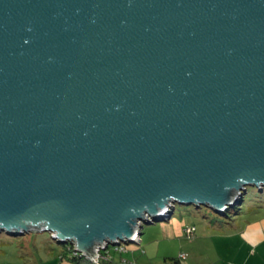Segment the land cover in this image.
<instances>
[{"label":"water","instance_id":"95a60500","mask_svg":"<svg viewBox=\"0 0 264 264\" xmlns=\"http://www.w3.org/2000/svg\"><path fill=\"white\" fill-rule=\"evenodd\" d=\"M247 187L264 190V0H0V232L94 258Z\"/></svg>","mask_w":264,"mask_h":264},{"label":"rangeland","instance_id":"374dc122","mask_svg":"<svg viewBox=\"0 0 264 264\" xmlns=\"http://www.w3.org/2000/svg\"><path fill=\"white\" fill-rule=\"evenodd\" d=\"M171 213L168 221L143 224L139 231L140 245L123 244L128 251L121 255L123 260L133 264H165L186 254L185 264H212L216 260L228 264L230 257V262L240 264L234 254L243 252L241 246L245 242L241 232L256 216L257 220L264 219V190L260 193L256 187H247L242 204L228 213L230 218L195 205L175 204ZM191 227H195L196 233L188 238L184 231ZM228 232L234 236L227 237ZM114 249L109 247L112 253ZM62 252L63 245L49 233L10 236L0 232V264H60ZM115 262L124 264L117 259ZM62 264L67 262L64 260Z\"/></svg>","mask_w":264,"mask_h":264},{"label":"crops","instance_id":"0c3cea01","mask_svg":"<svg viewBox=\"0 0 264 264\" xmlns=\"http://www.w3.org/2000/svg\"><path fill=\"white\" fill-rule=\"evenodd\" d=\"M257 217L258 216L254 218L255 219L254 221L252 220L249 223H247L248 224L247 227L243 230V232H241L242 234L241 237H243L245 242L241 246L243 252H237L234 254L235 259L237 258L240 264H264V219L257 220ZM228 233L229 234H225L227 237L234 236L233 233L231 232ZM120 258H122L120 255H116L114 257L115 260L116 259L119 260ZM230 260L231 257L227 261L228 264H233V262H230ZM122 261L123 258L121 259V263ZM220 262H221L220 260H216V263H212V264H219Z\"/></svg>","mask_w":264,"mask_h":264},{"label":"trees","instance_id":"16d2710c","mask_svg":"<svg viewBox=\"0 0 264 264\" xmlns=\"http://www.w3.org/2000/svg\"><path fill=\"white\" fill-rule=\"evenodd\" d=\"M262 192H263V190H262ZM262 192H260V193H262ZM242 202H243V196H242V199L239 201V204L235 205V206H233L231 208L236 209L237 207H239L242 204ZM231 208L226 210L224 212V214H222L221 216H223L224 218H230L228 213L230 212ZM249 208H253V207H249ZM191 228L195 229V227H191ZM193 236H195V230H194V232L192 234V237ZM140 242H139V244H136V245H140ZM128 244H131V243H128ZM124 245H127V244H124ZM109 247L106 248V250H104L103 252H101V256H102L103 259H100L98 264H117L115 262L114 257L116 255H120L121 256L122 254L127 253V249H126L125 246H123L124 247V251L121 252V251H117V250L114 249L113 253L109 251ZM121 259L122 258L119 259V262H121ZM59 260H60V264H62V262L64 260L67 262V264H94L88 258L82 257L80 255H75L74 252H73L72 246L69 245V244H64L63 245V252L59 255ZM184 262H185V260L182 261L179 258H177L175 260L171 259V262H168V263L165 262V264H184ZM122 263H124V264H133V263L125 261V260H123Z\"/></svg>","mask_w":264,"mask_h":264},{"label":"built area","instance_id":"2783aa9c","mask_svg":"<svg viewBox=\"0 0 264 264\" xmlns=\"http://www.w3.org/2000/svg\"><path fill=\"white\" fill-rule=\"evenodd\" d=\"M174 210V206L173 208L171 209H167L162 215H161V220H166L167 217L169 216L170 212H172ZM158 218H152V217H149V216H145L144 220L143 221H138V226H137V232H136V237L134 240H124V242H119V241H116V243H113V247L115 248V250L117 251H124V247H123V244H128V243H132V244H139L140 242V237H139V227H142L143 224H146V223H154ZM194 228H187L185 229V234L188 238H191L192 237V234L194 232ZM69 245L72 246L73 248V252L75 255H80L82 257H85V258H88L86 256H83L82 254L78 253L77 251H75V247L73 244H70L68 243ZM110 245L106 246V244L104 246H102V248L100 246H98V248H95L94 250H96L95 254L96 256L94 258H88L91 262H93L94 264H98L99 263V260L100 259H103L102 256H101V252H103L104 250H106V248H108ZM186 257L187 255L186 254H180L179 256V259L184 261L186 260Z\"/></svg>","mask_w":264,"mask_h":264}]
</instances>
